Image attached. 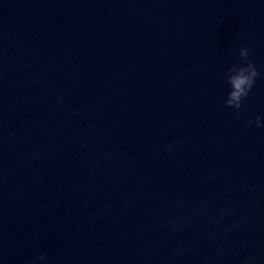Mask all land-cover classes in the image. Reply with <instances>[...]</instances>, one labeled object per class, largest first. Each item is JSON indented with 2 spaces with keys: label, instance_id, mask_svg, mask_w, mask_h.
Segmentation results:
<instances>
[{
  "label": "water",
  "instance_id": "1",
  "mask_svg": "<svg viewBox=\"0 0 264 264\" xmlns=\"http://www.w3.org/2000/svg\"><path fill=\"white\" fill-rule=\"evenodd\" d=\"M257 115L264 0H0V264H264Z\"/></svg>",
  "mask_w": 264,
  "mask_h": 264
},
{
  "label": "clouds",
  "instance_id": "2",
  "mask_svg": "<svg viewBox=\"0 0 264 264\" xmlns=\"http://www.w3.org/2000/svg\"><path fill=\"white\" fill-rule=\"evenodd\" d=\"M233 52L235 55H238L239 62L232 64L227 69L226 77L230 90L224 100V106L233 109V119H240L242 116L240 109L252 91L256 80L261 77V73L249 59L250 50L246 46H241L233 50ZM253 125L264 127V123H262L259 115L249 119L245 123V129ZM36 260L43 261L45 257L41 254Z\"/></svg>",
  "mask_w": 264,
  "mask_h": 264
}]
</instances>
